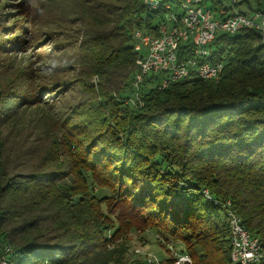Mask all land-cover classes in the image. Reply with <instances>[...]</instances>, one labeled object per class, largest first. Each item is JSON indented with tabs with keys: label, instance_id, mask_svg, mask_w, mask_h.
<instances>
[{
	"label": "trees",
	"instance_id": "obj_1",
	"mask_svg": "<svg viewBox=\"0 0 264 264\" xmlns=\"http://www.w3.org/2000/svg\"><path fill=\"white\" fill-rule=\"evenodd\" d=\"M70 1L65 12L85 25L76 68L97 80L65 111L46 105L43 94L52 98L66 81L31 86L30 68L12 82L26 87L1 83L0 258L128 264L122 239L151 229L190 264H234L230 212L264 246L262 33L219 34L208 57L223 63L218 79L160 88V74L145 76L132 105L134 33L156 34L171 11L166 3L179 1L159 0L157 8L144 0ZM210 1L216 8L224 2ZM93 3L104 12L96 13ZM240 4L248 6L245 14L264 11L263 0ZM24 6L13 8L26 19ZM8 15L0 3V55L24 48L12 34L27 30L25 20L10 25Z\"/></svg>",
	"mask_w": 264,
	"mask_h": 264
},
{
	"label": "rangeland",
	"instance_id": "obj_2",
	"mask_svg": "<svg viewBox=\"0 0 264 264\" xmlns=\"http://www.w3.org/2000/svg\"><path fill=\"white\" fill-rule=\"evenodd\" d=\"M250 1L251 6L255 7L256 0ZM70 2L68 0L69 4ZM224 2L226 6H232L234 10L248 11L246 4L233 5L231 0H224ZM0 3L4 4L6 13H11L6 16L7 23L12 25L10 21L13 19L21 21L24 19V26L27 28L20 34H12L24 48L13 49L8 55L6 53L0 55V85L3 83V86H7L11 83L14 89L20 88L21 85L26 87V82L21 85L12 82L18 80L22 72L30 68L35 69L32 71L35 77H28V84H32L31 86L45 83L52 86L54 82L66 81L64 87L57 85V89H62L52 98H46L51 94L48 91L44 92L43 99L48 101L46 105L55 104V111H65L78 105L80 97L89 91L88 82H94L97 78L87 77V74H85L87 76L82 75L76 68L77 60L84 57V53L77 49V45L82 39L85 25L73 21V15L65 12L64 6H68L66 0H0ZM14 3L25 5L26 19L17 14L13 8ZM92 5H95L96 13L104 12L97 4ZM11 53L14 55L11 56ZM91 97L89 93L84 99L90 100ZM133 97L134 94L129 100L132 105L135 104ZM31 116L36 117L35 112ZM122 240L127 248L124 255L128 264L135 263L137 260L145 261L146 264H178L180 261L181 252H177V246L172 242H166L151 229L132 230ZM186 263L180 262V264Z\"/></svg>",
	"mask_w": 264,
	"mask_h": 264
},
{
	"label": "built area",
	"instance_id": "obj_3",
	"mask_svg": "<svg viewBox=\"0 0 264 264\" xmlns=\"http://www.w3.org/2000/svg\"><path fill=\"white\" fill-rule=\"evenodd\" d=\"M153 8L159 0H144ZM177 7L166 3L171 9L158 27L157 33H134L133 51L136 53L138 72L133 86L135 100H139L140 84L145 76L160 74V88L170 82L187 78H219L223 63H211L209 44L219 34H236L241 30L254 29L264 36V11L249 14L234 10L232 6L214 7L210 0H178ZM243 0H231L233 5ZM173 7V8H172ZM227 7V8H226ZM231 259L234 264H259L264 258V246L258 237L249 234L240 218L230 212ZM180 262L192 263L188 255L181 254ZM0 264H6L4 257Z\"/></svg>",
	"mask_w": 264,
	"mask_h": 264
},
{
	"label": "water",
	"instance_id": "obj_4",
	"mask_svg": "<svg viewBox=\"0 0 264 264\" xmlns=\"http://www.w3.org/2000/svg\"><path fill=\"white\" fill-rule=\"evenodd\" d=\"M182 251V250H181ZM183 252V251H182Z\"/></svg>",
	"mask_w": 264,
	"mask_h": 264
}]
</instances>
